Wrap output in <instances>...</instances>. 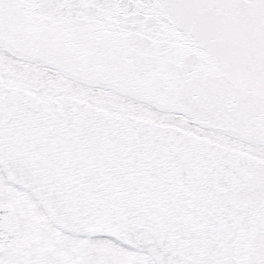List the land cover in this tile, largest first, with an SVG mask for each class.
I'll return each instance as SVG.
<instances>
[{
    "label": "snow or ice",
    "instance_id": "snow-or-ice-1",
    "mask_svg": "<svg viewBox=\"0 0 264 264\" xmlns=\"http://www.w3.org/2000/svg\"><path fill=\"white\" fill-rule=\"evenodd\" d=\"M0 264H264V0H0Z\"/></svg>",
    "mask_w": 264,
    "mask_h": 264
}]
</instances>
